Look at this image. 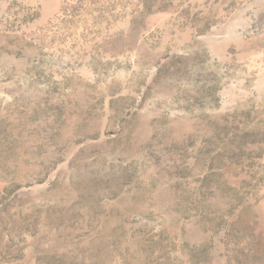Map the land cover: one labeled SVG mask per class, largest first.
I'll return each mask as SVG.
<instances>
[{
    "label": "rangeland",
    "instance_id": "1",
    "mask_svg": "<svg viewBox=\"0 0 264 264\" xmlns=\"http://www.w3.org/2000/svg\"><path fill=\"white\" fill-rule=\"evenodd\" d=\"M0 264H264V0H0Z\"/></svg>",
    "mask_w": 264,
    "mask_h": 264
}]
</instances>
